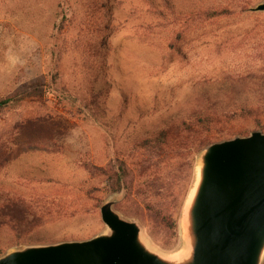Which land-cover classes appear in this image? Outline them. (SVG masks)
I'll return each instance as SVG.
<instances>
[{
	"label": "rangeland",
	"instance_id": "rangeland-1",
	"mask_svg": "<svg viewBox=\"0 0 264 264\" xmlns=\"http://www.w3.org/2000/svg\"><path fill=\"white\" fill-rule=\"evenodd\" d=\"M261 1L0 0V98L28 91L20 104L0 111V134L22 119L45 123L40 130L55 135L49 149L27 151L12 140L0 188L39 203L56 195L62 209L30 231L31 241L5 247L0 255L104 231L100 207L112 196L121 197L115 208L139 221L154 248L181 252L196 167L189 186V170L175 151L169 150L174 158H165L133 144L204 105L218 107L219 114L246 105L247 111L217 122L215 131L225 135L219 140L234 131H264V11L249 9ZM213 7L232 10L207 18L205 10ZM55 77L79 97L89 98L91 87L102 92L99 120L59 102L51 87ZM118 151L133 177L128 196L127 189L106 194L104 176H91L81 166L85 160L106 165ZM155 176L157 184L148 186L145 181ZM145 197L161 208L174 199L176 226H166ZM9 234H0V241Z\"/></svg>",
	"mask_w": 264,
	"mask_h": 264
},
{
	"label": "water",
	"instance_id": "water-1",
	"mask_svg": "<svg viewBox=\"0 0 264 264\" xmlns=\"http://www.w3.org/2000/svg\"><path fill=\"white\" fill-rule=\"evenodd\" d=\"M264 11V0L249 8ZM112 196L101 207L105 230L82 240L30 244L0 255V264H262L264 260V131L214 141L197 157L187 200L185 248H154L138 220Z\"/></svg>",
	"mask_w": 264,
	"mask_h": 264
},
{
	"label": "trees",
	"instance_id": "trees-1",
	"mask_svg": "<svg viewBox=\"0 0 264 264\" xmlns=\"http://www.w3.org/2000/svg\"><path fill=\"white\" fill-rule=\"evenodd\" d=\"M231 10L232 9L229 7H213L205 10L204 14L209 18L229 13ZM52 84L51 87L53 86L52 88L59 102L70 106V108L75 107L78 112L95 122L99 120L98 117L100 114L98 109L102 92H95L93 91L94 88L91 87L89 98L79 97L77 94L71 93L61 87L56 77L53 79ZM20 92L21 93L15 95H8L7 97L0 98V111L3 107H13V105L20 104L28 94V91L25 92L24 90H20ZM245 106L242 108L238 105L235 111L230 110L228 112H222L221 114H219L220 109H218V107L215 109L212 108L213 105L200 106L193 111L189 118L171 123L151 134L138 137L134 141V148L155 152L157 156L165 154L163 155L165 158H174V156H169V150L171 152L175 151V156H178L180 165L186 166L189 170L188 185L190 186L197 164V157L201 150L213 141L224 138L225 136L221 131H215L217 122H219L223 116H228L231 112L247 111ZM43 127L46 128V124L39 121L36 123L30 120L17 119L11 128L2 132L0 134V170L4 168L13 156L11 151L12 140L16 141L19 139L16 143H18L20 147L22 145L23 150L26 149L27 151L34 148L49 149V141L51 140V142H53L55 135L53 133L48 137L40 130ZM28 131H30V134ZM241 131L242 130L237 132L234 131L232 136L241 134ZM39 133L42 134L39 135ZM166 154L169 157H167ZM81 164L91 176H104L102 178L104 192L106 194H113L122 189H127L126 196H128V192H130L133 185V177H130V167L127 161L121 157L119 151L111 156L106 165H97L89 160H85ZM154 165L156 167L158 163H153L152 166ZM153 171H155V169H153ZM154 178L156 179L146 180L145 183L148 186H155L159 177L155 176ZM45 181L50 182L51 180L48 178ZM164 183L165 182L160 180L161 185ZM166 184L169 185V187L171 186L170 183H165V185ZM160 186H156L155 188H159ZM44 198L45 199L39 203L38 200H27L0 188V234L4 232L10 233L0 241V252L3 251L5 247L21 244L23 240L31 241L32 235L29 233L33 228L61 215V197L51 195L44 196ZM101 200L102 197H99L98 201L101 202ZM144 201L147 202L148 208L156 210L157 214L161 215L162 222L166 226L171 229L176 226V219L173 220V213L170 212L172 207L170 202L174 203V199L164 208L158 207L159 205H156V203H154L155 201H152V199L148 197H145ZM55 208L58 214H54Z\"/></svg>",
	"mask_w": 264,
	"mask_h": 264
}]
</instances>
